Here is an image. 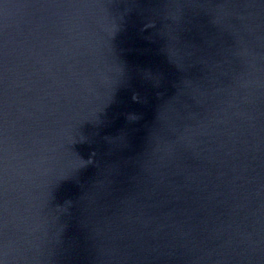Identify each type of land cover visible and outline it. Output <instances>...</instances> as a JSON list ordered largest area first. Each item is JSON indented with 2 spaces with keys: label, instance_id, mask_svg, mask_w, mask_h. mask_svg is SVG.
I'll return each mask as SVG.
<instances>
[{
  "label": "water",
  "instance_id": "95a60500",
  "mask_svg": "<svg viewBox=\"0 0 264 264\" xmlns=\"http://www.w3.org/2000/svg\"><path fill=\"white\" fill-rule=\"evenodd\" d=\"M0 264H264V0H0Z\"/></svg>",
  "mask_w": 264,
  "mask_h": 264
}]
</instances>
